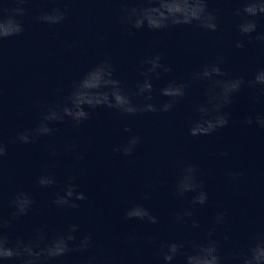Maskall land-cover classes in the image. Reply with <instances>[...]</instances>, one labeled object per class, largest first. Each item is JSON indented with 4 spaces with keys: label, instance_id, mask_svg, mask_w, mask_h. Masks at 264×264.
Returning <instances> with one entry per match:
<instances>
[{
    "label": "clouds",
    "instance_id": "9594fccd",
    "mask_svg": "<svg viewBox=\"0 0 264 264\" xmlns=\"http://www.w3.org/2000/svg\"><path fill=\"white\" fill-rule=\"evenodd\" d=\"M148 6H144L143 3L139 4V6L125 7L123 11L126 13L124 19L130 23L136 29H140L142 27L147 26L150 30L154 31H162L169 29L171 27L177 25H190L193 23L198 24L200 27L207 29L209 31L217 30L216 16L209 11L208 8V0H185L184 6L189 11H180L172 8H168L165 11H161L163 5H156L153 3V0H147ZM243 8L239 10L246 16L256 17L258 15H264V0H260L259 7H257L253 0H243ZM194 9V11H191ZM14 11L20 12L22 14V10L14 9ZM55 15H46L41 17L49 22H60L64 19L63 13L60 12L59 9L55 10ZM159 16V19H153L154 16ZM239 31L241 34L247 35L252 32H255L257 28V24L255 20H245L243 23L238 25ZM22 31V28L17 24L12 33H4L0 38H6L10 35L19 34ZM257 39L264 40V36H258ZM237 48H243V41H237ZM161 57L155 56L152 59L146 61L151 64V68L149 71L156 73L157 78H159L158 69L163 68L164 72H169L171 69L167 66H164L160 63ZM110 67L105 65L104 67H98L96 70L91 71L88 75L80 82L77 86V90L72 93L70 96L71 103L75 106V110L64 107L63 112L65 115L72 117L77 122L82 120H86L88 118V113L83 109V105L78 101V95L80 93L81 85L84 80L90 76L95 74H100L103 78L104 68ZM213 74L217 76H222L224 73L221 71L218 65H213L211 67L205 66L204 69L197 74L198 79L209 78ZM108 75L111 76V71L108 72ZM104 79V78H103ZM104 82L107 84H112L116 87V91L119 93V97H122V102L118 105L109 104V107H116L121 111L132 114L138 111V109L131 104L130 98L122 92V90L118 87V81L112 79H104ZM243 80L236 79L234 81L221 82L217 81L216 85L221 88V92L219 95L212 97V99L216 100L214 108L217 111V115L215 116V120L212 119L205 120L203 123L196 122L195 126L190 129V134L196 136L198 134L207 135L214 132L219 127H224L227 125L228 120L225 115L219 114V109L225 105L231 103V93L237 92L240 90L241 85L243 84ZM250 84L253 82H249ZM255 83L264 84V71H261L255 76ZM184 85H177L174 82H170L166 87L161 89V95L169 97V98H177L183 97L185 95ZM153 91V85L148 80L145 79L144 82L138 86V94L143 95L144 93H148V98L151 99V93ZM94 106V105H90ZM172 107V102L165 103L163 105V111H169ZM145 110L147 111H156V108L152 104H148L145 106ZM202 113L205 109H199ZM46 120H59L62 117L56 111H51L48 116L45 117ZM260 120L259 117H257ZM262 126H264V120L260 121ZM247 123L251 124L252 121L249 119ZM51 129L42 124L40 128L37 129V132L42 134H48ZM125 131H130V129H125ZM19 140L23 143H29V134L25 132L21 134ZM139 142L138 137H133L127 146L121 148L114 149L115 151H123L125 155L131 153L133 147ZM5 154V148L0 146V156ZM195 169L193 167H189L185 170V175L182 181L177 185V190L180 195H183L188 191H195L196 189L202 188V185L196 184L194 181V173ZM232 175V174H230ZM39 184L41 186H48L54 183V181L48 176H42L39 179ZM74 192L73 187H69L66 192L67 197H72ZM76 199L83 200L85 196L83 193H78L76 195ZM207 201V193L204 191H200L197 196H195L192 200L193 204H204ZM33 201L26 194H18L15 200L13 201V205L15 207V212L12 214L13 218L26 215ZM54 203L58 206H63L69 204V200L60 197L54 201ZM71 207H77V205L72 204ZM135 211L128 210L126 212V218H138L144 219L147 218L150 223H157V219L155 216H152L150 212L143 208L140 205L134 206ZM185 215H191L190 212L185 213ZM180 219V217H177ZM217 223L223 222V214L218 215L216 217ZM10 226V222L5 219H0V261H15L17 264H46V261L51 259H56L65 255L70 249L68 246V241H72L75 238L72 235H67L65 238L63 235L58 236L59 243L55 246L51 242L44 243L41 245V239L38 238L36 241H28L25 242L23 239H16L14 242L11 241L6 233L2 231L3 228H7ZM193 227H198L196 222H193ZM76 226L73 225L71 231H75ZM90 242V237H85L81 248H85L88 246ZM167 251L163 253V258L166 264H171V261L175 258V256L179 253L185 256V264H221V256L219 254V249L215 241L209 240L207 244H201L198 246H194V250L191 253H182L180 251L181 245L176 243H171L166 246ZM195 253V255H193ZM249 255L245 256L243 259V264H264V243L258 242L254 246H252L249 250Z\"/></svg>",
    "mask_w": 264,
    "mask_h": 264
}]
</instances>
